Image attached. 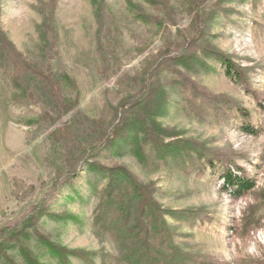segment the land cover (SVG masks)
Listing matches in <instances>:
<instances>
[{
  "label": "rangeland",
  "instance_id": "obj_1",
  "mask_svg": "<svg viewBox=\"0 0 264 264\" xmlns=\"http://www.w3.org/2000/svg\"><path fill=\"white\" fill-rule=\"evenodd\" d=\"M96 1L103 5L109 29L106 68L96 48L92 0H0L5 40L24 60L49 70L60 82L56 94L69 101L64 106L54 103L38 79L22 70L14 85L13 60L0 49V230L20 229L34 209H41L20 231L24 236L6 234L0 239V264H87L70 251H83L90 264L112 262L116 244L94 223L108 183V175L97 169L120 166L165 211L174 242L184 252L216 264H264V110L258 105V100L264 105V0L201 3L203 28L192 42L191 58L181 59L191 64L177 68L181 82L237 101L247 117L234 107L205 105L178 83L179 78L165 73L163 97L152 91L142 110L146 127L163 144L192 142L235 153L237 165L255 181L236 200L220 192V164L211 168L192 154L196 166H182L171 155H156L142 133L137 134V154L143 158H136L130 128L99 147L97 132L111 118L108 106L116 105L131 86L144 83L151 59L165 50L178 52L192 36L195 0H155L165 2L167 9L164 4L149 6L146 0ZM137 11L162 23L140 21ZM168 14L171 21L164 17ZM46 18L49 30L42 26ZM208 50L226 54L243 69L249 92L225 75L224 66L213 61ZM63 77L74 86L61 81ZM245 125L255 134L243 131ZM79 146L97 147L98 152L79 164L71 184L59 186ZM91 161L95 170L88 166ZM181 210L200 214L187 219L170 214ZM41 241L63 250L65 263Z\"/></svg>",
  "mask_w": 264,
  "mask_h": 264
},
{
  "label": "trees",
  "instance_id": "obj_2",
  "mask_svg": "<svg viewBox=\"0 0 264 264\" xmlns=\"http://www.w3.org/2000/svg\"><path fill=\"white\" fill-rule=\"evenodd\" d=\"M146 1L149 6L158 3L160 7L164 4V8L167 9V4L163 1H158L157 3L155 0ZM204 1L205 0L194 1L195 7H192L194 13H192L190 24L193 28L192 36L178 47V52L174 50L168 52V50H165L166 52H161L151 59L149 63L150 66L144 76V83L139 87L131 86L132 90L129 93H125L126 95L120 98L116 105L108 106L111 115L109 124L100 125L101 128H99L97 132L96 140L100 141L99 147L102 145L100 147L102 148L106 145L107 141L109 143L118 137H122L124 133L123 130L130 128L133 133L131 148L136 158L140 160H142L143 157L139 151L137 154V134L142 133L144 137L143 140L151 143V146L155 149L156 155H171L182 166L186 164L188 167L196 166L197 162L192 154L195 155L197 159L204 158L211 168L215 166V163L220 164L223 167L220 175V192H225L230 198L236 200L243 197L251 190L255 185V181L247 175L244 168L237 165V155L235 153L229 150H207L201 146L192 144V142H185L178 145L170 143L163 144L160 142L161 137L152 131L151 127H149L148 130L145 125V117L142 114L147 100L146 97L149 98L152 91H154V95L158 94L157 96H159V98L163 97V88L164 85L166 86V84H168V80H164L166 77H162V75L171 74L179 78L178 83H181L183 88H189V94L191 96L199 98L205 105H209L214 109H217L219 105H224L227 108L234 107L243 117L248 116V111L237 101L229 99L226 96L211 95L208 92L199 90L197 87L195 88V86L185 81L181 82L183 80V76L181 75L182 72L177 68H187L191 64L187 62L184 63L181 59L187 58V55L189 56L188 52L191 50L190 47L192 42L196 41L200 34V30L203 28V8H201L200 4ZM92 4L94 5V16L97 24L96 48L104 66L103 68H106L104 62L108 61L110 58L108 57L109 51L107 50V34L109 33L107 17L104 15L101 1L92 0ZM135 16L140 21H149L155 24L162 23L161 20L156 19V16H150L141 11H137ZM164 17L166 20L171 21L169 14L168 16L164 15ZM49 20L48 18L44 20L42 25L43 28H49ZM3 36V33L0 31V43H2L0 44V49L2 51H7V55L13 60L14 68L17 71L12 78L13 84L17 85L19 78L18 73L21 72V70L23 72H28L38 79L39 83L42 84L54 103L57 104V102H62L63 104L61 106L68 105L69 101H66L56 94V89L60 90V82L53 79L52 73L49 70L44 72L34 64L24 60ZM208 52L213 61L224 66L225 75L227 77L235 84L241 85L246 92H249L248 81L244 75L243 69L235 65L231 59L222 52L215 50H208ZM179 57L180 61H176ZM189 58L191 57L189 56ZM202 66L206 71L212 70L205 65ZM152 76L155 77V81L151 80ZM61 81L74 86V81L67 77H63ZM130 82L137 85L135 80H131ZM133 91L134 93H131ZM258 105L264 110V105L261 100H258ZM138 118L140 120L139 122ZM143 119L144 122L142 121ZM243 131L249 134H255V131L249 125L243 126ZM93 151L95 153L92 154ZM76 152L77 154L72 162L68 163V170L63 173L61 179L59 178V186L61 182L71 184V180L77 175L79 164L86 161V159L92 160V155L95 156L98 150L97 147L87 150L79 146ZM88 155L91 156V158H88ZM88 166L92 170L96 169L93 168L95 164L92 161L88 162ZM97 170L108 175V183L105 188V198L100 202V210L94 219V223L100 229L111 235L118 250L112 262L104 264H216L215 260L209 261L205 256L186 253L179 245L175 244L173 234L163 217L165 211L152 199L147 188L142 186L127 169L120 166L109 169L98 168ZM40 211L41 209L38 207L34 209L31 215L21 224L20 229L16 226L1 229L0 239L6 234L9 235V237L24 236L20 231L26 228L27 224L32 222L33 216ZM170 214L175 219H187L189 215L198 216L200 212L197 210H181L170 212ZM41 242L49 247L50 251L58 257L61 263H65L63 250L55 245L49 246L46 242ZM1 247L3 248V243H0V250ZM70 252L80 257L85 263L90 264L88 260L84 259L83 251Z\"/></svg>",
  "mask_w": 264,
  "mask_h": 264
}]
</instances>
